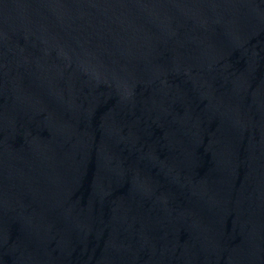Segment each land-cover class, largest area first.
I'll return each instance as SVG.
<instances>
[{"label": "water", "instance_id": "obj_1", "mask_svg": "<svg viewBox=\"0 0 264 264\" xmlns=\"http://www.w3.org/2000/svg\"><path fill=\"white\" fill-rule=\"evenodd\" d=\"M0 264H264V0H131L2 109Z\"/></svg>", "mask_w": 264, "mask_h": 264}]
</instances>
